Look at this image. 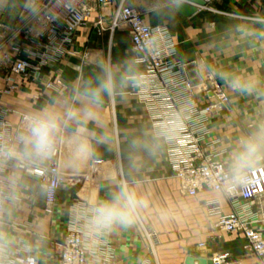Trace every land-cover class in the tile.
Returning a JSON list of instances; mask_svg holds the SVG:
<instances>
[{
    "label": "crops",
    "instance_id": "obj_1",
    "mask_svg": "<svg viewBox=\"0 0 264 264\" xmlns=\"http://www.w3.org/2000/svg\"><path fill=\"white\" fill-rule=\"evenodd\" d=\"M203 1L205 5L200 6L184 0L198 9V15L190 18L176 12L169 0H129V4L141 12L148 25L167 29L178 60L197 62L202 76H211L228 95L231 111L212 120L209 128L211 136L220 140L217 150L223 152L222 158L230 166L239 139L252 135L264 125V23L261 22L264 0ZM114 12V6L94 11L88 22L72 34V42L65 46L61 57L41 68L38 79H15L9 83L14 90L6 93L7 84L0 72V103L11 111L5 119L9 130L18 126L25 111L54 99L70 97L73 88L100 72L101 63L112 68L118 83L126 81L129 75L139 76L143 68L136 61L129 34L126 31L99 34L96 28L98 20L106 25L105 21ZM30 44L26 41L22 45L20 57L34 63L35 59L27 53ZM85 52H90L86 53L90 59L87 63L83 60ZM222 73L253 77L258 88L251 94L233 91ZM52 80H63L65 85L48 89L47 84ZM195 84L198 105H208L211 99L199 93L198 81ZM138 91L139 87L125 84L115 95L106 97L100 110V125L92 126L96 131L107 129L115 134L114 143L101 144L93 158L108 163V174L103 179L86 177L76 185L63 186L57 193L54 216L47 218L39 180L31 175L26 178L13 219L4 226L14 242L10 253L30 247L29 252L40 262L48 261L64 240L66 229L73 225L74 209L109 199L118 184L127 182L147 199L148 207L136 223L116 226L107 232L115 264L145 261L185 264L188 257L213 260L218 254L228 255L226 264H260L245 249L241 235L212 236L206 204L216 200L223 213L228 214L231 211L228 201L223 194L208 190L195 197L185 195L167 162L165 148L155 157L141 154L136 166L130 165L128 140L152 130L148 105L140 99ZM89 162L71 173L87 172ZM152 237H156V244Z\"/></svg>",
    "mask_w": 264,
    "mask_h": 264
},
{
    "label": "built area",
    "instance_id": "obj_2",
    "mask_svg": "<svg viewBox=\"0 0 264 264\" xmlns=\"http://www.w3.org/2000/svg\"><path fill=\"white\" fill-rule=\"evenodd\" d=\"M115 1L77 0L75 11L71 15H64L56 22H47L43 18L42 22L48 26L47 29L40 30L35 36L27 35L29 43L35 45L33 47L30 44L27 53L35 62L21 58V50L17 57L10 60V66L5 68L6 80L10 83L15 78L38 79L41 68L61 57L65 46L72 42V34L88 22L91 14L98 8L111 6ZM51 2L49 0L44 4ZM97 25H101V22ZM110 30L126 31L129 34L136 61L143 68L138 76L143 82L138 94L148 105L152 129L161 124L177 128L175 138L165 145V152L181 191L190 197L197 196L203 190L223 194L231 211L223 213L216 200L207 202L210 233L212 236L241 235L245 241V249L260 264H264V161L248 173L244 184L226 191L225 177L229 164L222 158L223 152L217 150L218 141L210 137V120L218 117L219 112L229 109L228 96L211 76L202 77L200 69L194 71L190 68L191 64L198 67L197 62L178 60L176 46L167 29L148 25L142 14L127 4V0H118ZM201 78L206 79H203L199 93L208 95L211 101L216 102L205 107L199 106L196 100L195 81ZM9 83L4 91L6 93L14 90V86ZM61 87L62 84L58 81L47 84L48 89ZM10 113L0 103V125L5 128V119ZM107 166L105 160L96 159L90 160L87 172L77 175L64 172L59 179H54L46 175L44 170L36 169L31 176L37 178L40 185H48L45 191V211L50 214L57 193L63 186L76 185L90 174L103 179L107 174ZM106 235L107 232L100 237L86 236L83 228L73 223L66 229L64 240L58 244L57 251L48 261L40 262L28 250L21 249L9 252L8 264H27L30 259H35L36 264H115L114 251L108 245ZM152 238L150 239L153 241ZM227 260V254H218L212 261L213 264H225ZM140 264L150 263L145 261Z\"/></svg>",
    "mask_w": 264,
    "mask_h": 264
},
{
    "label": "clouds",
    "instance_id": "obj_3",
    "mask_svg": "<svg viewBox=\"0 0 264 264\" xmlns=\"http://www.w3.org/2000/svg\"><path fill=\"white\" fill-rule=\"evenodd\" d=\"M169 3L176 10L184 6V0H169ZM76 4L77 0H52L48 5L44 0H0V14L19 15L36 26L43 18L56 22L64 15H71ZM221 76L233 91L241 94H251L258 88L253 77L229 73ZM142 83L137 75H129L126 81L118 83L112 68L101 63L100 72L73 88L70 97L25 111L18 126L11 130L0 125V264H8L14 242L4 226L13 219L26 178L34 170L42 169L46 175L59 179L62 173L86 165L101 144H113L114 133L92 127L100 125L105 98L115 95L125 84L140 87ZM176 132L175 126L161 124L130 138L127 145L130 165L135 167L141 154L157 156L175 138ZM238 144L225 177L226 191L244 184L248 173L264 160V125L252 135L241 137ZM41 189L47 191L48 185H41ZM147 207V199L137 188L124 182L117 185L109 199L75 208L74 223L83 228L86 236L100 237L116 226L136 223ZM27 264L36 261L30 259Z\"/></svg>",
    "mask_w": 264,
    "mask_h": 264
},
{
    "label": "rangeland",
    "instance_id": "obj_4",
    "mask_svg": "<svg viewBox=\"0 0 264 264\" xmlns=\"http://www.w3.org/2000/svg\"><path fill=\"white\" fill-rule=\"evenodd\" d=\"M45 1L46 0H44V2ZM116 1L118 2V0H116ZM116 1L111 6L116 7V4H117ZM127 4L130 5L129 4V0H127ZM111 19H112V17H110L109 20L105 21L107 23L106 25H104L102 23V20H98L95 23L99 34L100 33H104V31H108L111 35L113 34V32L110 30ZM98 22H101V25H97ZM47 27L48 26L45 25V22L44 21L42 22V20H41V23L39 25L33 26V21H31V20H23V19L20 18L19 15L10 14V13L0 14V72L3 73L2 78L4 79L5 84L9 83L6 80L5 74H6L7 70L5 68L10 66V60L12 58H15V57H17L19 55L20 51L22 50L21 49L22 45L25 44L26 41H28V43H29L30 39H27V35L30 34V35L35 36V35H37V33L40 30H43V29L45 30V29H47ZM86 53L89 55L90 52H85V55H84V58H83L84 62L87 63V61H89L90 59H89V56L88 57L86 56L87 55ZM190 68L193 69L194 71H197V69H199L198 67H190ZM206 76H208V75H206ZM206 76H202V77H206ZM15 79H18V78H15ZM203 79L205 80L206 78H203ZM203 79L202 78H201V80L198 79V82H199L198 86H201L202 83H204ZM56 81L60 82L62 84V87L65 85L63 80H56ZM56 81L52 80L50 82H56ZM195 87H197L196 84H195ZM224 94H226V93H224ZM213 102L214 101H211L208 105H210ZM229 102H230V100H229ZM214 103H216V102H214ZM205 106H207V105H205ZM205 106H201V107H205ZM230 111H231V105L229 103V109L228 110H223L222 112H219L218 114H219V116H221V114H223L225 112H230ZM215 118H217V117H215ZM214 119H212V120H214ZM212 120H210V123H211ZM210 123H209V126H210ZM209 130H210V128H209ZM210 137L212 139H214L211 136V131H210ZM215 140L218 141V144L220 143L219 139L216 138ZM92 160H96V159H92ZM107 168H108V166H107ZM90 175H93V174H90ZM90 175L88 177H92V178L98 180V178L96 177L98 175H93V176H90ZM44 197H45V202H46L45 191H44ZM54 208H53V210H51L52 212L50 214L47 213L45 211V208H44L45 217L51 218L52 216H54V213H55L54 212ZM206 215H207V218H208V214H206ZM152 239L155 240V242L153 241L154 242L153 244H156V241H157L156 237H153ZM153 244H152V246H153ZM19 250H21V249H19Z\"/></svg>",
    "mask_w": 264,
    "mask_h": 264
},
{
    "label": "water",
    "instance_id": "obj_5",
    "mask_svg": "<svg viewBox=\"0 0 264 264\" xmlns=\"http://www.w3.org/2000/svg\"><path fill=\"white\" fill-rule=\"evenodd\" d=\"M48 1L49 0H46L45 3ZM189 2H192L193 4L200 5V6L205 5L203 0H189ZM176 12H178L181 16H183L185 18H190V17L198 15L197 14L198 9L194 5H191L189 3H184L183 9L182 10H176ZM185 264H213V261L201 259V258L188 257L186 259Z\"/></svg>",
    "mask_w": 264,
    "mask_h": 264
}]
</instances>
